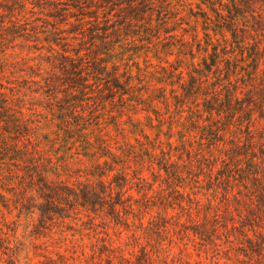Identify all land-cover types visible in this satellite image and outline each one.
<instances>
[{"label":"rangeland","instance_id":"1","mask_svg":"<svg viewBox=\"0 0 264 264\" xmlns=\"http://www.w3.org/2000/svg\"><path fill=\"white\" fill-rule=\"evenodd\" d=\"M132 1L134 9L128 7ZM239 4L0 0V264H43L48 258L78 264L102 239L131 249L126 245L133 235L143 233L140 221L166 227L163 244L172 255L183 250L182 258L192 264H234L215 249L227 246L220 226L225 219L241 220L232 196L233 215L226 213L225 185L217 180L224 155L219 150L230 146L236 128L222 144L212 139L205 102L215 88L225 94L228 86L243 97L242 91L264 82V32L254 31V19L236 9ZM256 42L260 53L251 56ZM79 58L101 74L80 81L74 68ZM254 122L264 130L259 113ZM27 149L45 164L49 179L57 169L64 181L85 180L97 164L113 169L108 179L127 173L134 214L118 223L78 208L41 227L37 214L21 210L25 194L37 196L24 191ZM165 160L180 176L160 168ZM138 177L149 185L141 190ZM215 211L217 231L211 220L204 233L217 246L192 232L178 234L182 224L201 225ZM200 244L207 253L197 257Z\"/></svg>","mask_w":264,"mask_h":264},{"label":"trees","instance_id":"2","mask_svg":"<svg viewBox=\"0 0 264 264\" xmlns=\"http://www.w3.org/2000/svg\"><path fill=\"white\" fill-rule=\"evenodd\" d=\"M239 3L236 9L241 13H250L254 19L258 28L254 31L264 32V0H239ZM128 7L134 9L136 3L132 1ZM231 30L235 38L238 37V27ZM242 42L244 43L245 40ZM256 43L257 46L253 49L251 56L260 53L259 44ZM64 58L71 59L73 62L77 61L73 57ZM79 60L81 61L79 68H74L80 73V81L87 82L86 78L96 71L101 74L98 69L95 71L90 62H86V58H79ZM216 64L214 61L213 66ZM227 80H229V85H232L229 77ZM225 88L227 91L225 94L215 88L213 97L205 102V111L209 114L207 120L210 122V135L217 143H224L227 133H232V126L236 128L232 139L229 140L230 146L219 150L224 155L219 158L223 166L217 180L218 184L225 185L226 213L229 216L233 215L230 206V196H232L235 202L234 211L238 213L241 220H236L234 217L225 219L220 226L227 234L225 243L227 246L225 248L218 246L215 250L218 252L217 255L224 253L225 258L233 261L234 264H264V130L256 129L254 122L256 113L264 119V82L253 86L246 92L242 91L243 97L238 96L236 89L231 90L228 86ZM225 118L228 119V124L225 127L223 124L222 127L221 123ZM239 122L241 123L237 125ZM239 133L244 136L239 137ZM216 146L219 147V144ZM26 154L29 158L24 169L25 181L23 183L26 184L24 191H35L37 196L28 197L25 194L23 200L26 202L22 204L21 210L29 215L37 214L41 227L44 228L46 223L56 218L71 217V212L78 208H82L88 214L106 213L107 217L116 218L118 223L126 221L125 217L134 214L133 196L127 195L133 188L127 173L118 172L108 179V172L113 169H104L101 164H97L86 173L85 180L70 183L61 179V174L57 169L52 171L55 179H49L48 175H45L48 172L45 164L36 158V154L28 149ZM160 164V168L167 175L180 176L168 160ZM137 180L136 184L141 190L149 185L144 178L138 177ZM235 187L238 189L236 194H234ZM137 192L141 193L139 190ZM146 196L144 194V198ZM145 203H148L147 199ZM142 216V214L138 215V217ZM219 219L218 211H215L212 219L205 217L201 225L191 228L182 224V230L178 234L184 238L192 232L193 236L200 238L201 241L217 246L213 235L204 232L207 223L211 220L216 223L214 228L216 232ZM124 224L127 228L130 227L128 222ZM140 228L142 235L140 237L133 235L134 242L126 245L131 249H125L120 244L114 245L113 242L107 243L102 239L97 250H93L90 257L79 261L78 264H192L190 260L182 258L183 250L180 251V256L172 255L170 250H166L163 244L165 241L163 235L166 230L164 225L149 223V226H145L140 221ZM200 246L202 249L199 250L197 257H200L201 253H207L206 245L200 244ZM59 256L60 260L65 259L64 256ZM191 257L188 255V258ZM8 264H16V262L10 260ZM43 264L57 263L56 260L48 258ZM60 264L68 263L61 261ZM194 264L203 263L196 261ZM214 264L220 263L216 261Z\"/></svg>","mask_w":264,"mask_h":264}]
</instances>
